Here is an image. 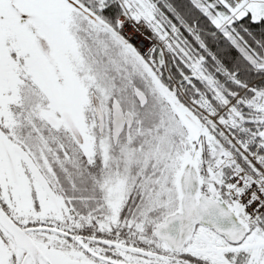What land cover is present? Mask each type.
<instances>
[{
	"label": "snow or ice",
	"instance_id": "obj_1",
	"mask_svg": "<svg viewBox=\"0 0 264 264\" xmlns=\"http://www.w3.org/2000/svg\"><path fill=\"white\" fill-rule=\"evenodd\" d=\"M0 264H264V0H0Z\"/></svg>",
	"mask_w": 264,
	"mask_h": 264
}]
</instances>
